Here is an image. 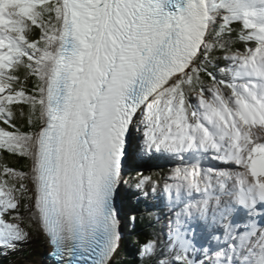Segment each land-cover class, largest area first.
Wrapping results in <instances>:
<instances>
[{
	"label": "snow or ice",
	"instance_id": "1",
	"mask_svg": "<svg viewBox=\"0 0 264 264\" xmlns=\"http://www.w3.org/2000/svg\"><path fill=\"white\" fill-rule=\"evenodd\" d=\"M158 201L138 264H264V0H0V250L113 264Z\"/></svg>",
	"mask_w": 264,
	"mask_h": 264
},
{
	"label": "trees",
	"instance_id": "2",
	"mask_svg": "<svg viewBox=\"0 0 264 264\" xmlns=\"http://www.w3.org/2000/svg\"><path fill=\"white\" fill-rule=\"evenodd\" d=\"M20 163L22 164L23 161H21ZM136 223L138 224V221H136ZM139 239H141V235H140ZM34 240H39V237L35 236ZM126 244L127 243H125L123 250H124V248L128 249ZM24 257H25L24 251L20 252L18 254L15 253L13 256L11 255V257L8 256V257L0 258V264H21V260L24 259ZM116 264H135V263H134V260H131V257L127 256V258H124V259L118 258Z\"/></svg>",
	"mask_w": 264,
	"mask_h": 264
},
{
	"label": "rangeland",
	"instance_id": "3",
	"mask_svg": "<svg viewBox=\"0 0 264 264\" xmlns=\"http://www.w3.org/2000/svg\"><path fill=\"white\" fill-rule=\"evenodd\" d=\"M25 225L27 226V220L25 221ZM29 231H37V230L29 229ZM33 237H34V234L31 233V239L27 242V244H26L27 248L26 249H29V250L34 252L33 249H37L38 248V243L36 241L34 243H32V241H33L32 238ZM35 261H37L35 258L26 257V258L23 259L22 264H35Z\"/></svg>",
	"mask_w": 264,
	"mask_h": 264
},
{
	"label": "bare ground",
	"instance_id": "4",
	"mask_svg": "<svg viewBox=\"0 0 264 264\" xmlns=\"http://www.w3.org/2000/svg\"><path fill=\"white\" fill-rule=\"evenodd\" d=\"M148 167H149L150 169H152V170L154 169L155 171L158 170V169H155V167H152V166H149V165H148ZM142 168H143V163H142ZM143 170H145V169L143 168ZM139 204H145V203H144V202H141V203H139ZM145 206H147V205L145 204L144 207H145ZM26 250L29 251V249H26ZM39 261H40V259H39ZM36 264H39V263H36Z\"/></svg>",
	"mask_w": 264,
	"mask_h": 264
}]
</instances>
